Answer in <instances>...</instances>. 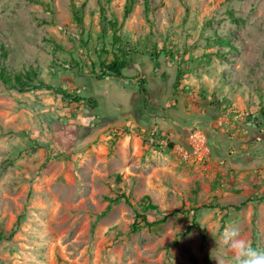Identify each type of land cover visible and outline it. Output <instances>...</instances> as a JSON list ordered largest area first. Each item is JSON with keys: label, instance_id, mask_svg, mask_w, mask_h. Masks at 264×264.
I'll use <instances>...</instances> for the list:
<instances>
[{"label": "rangeland", "instance_id": "374dc122", "mask_svg": "<svg viewBox=\"0 0 264 264\" xmlns=\"http://www.w3.org/2000/svg\"><path fill=\"white\" fill-rule=\"evenodd\" d=\"M3 50L85 100L0 80V264H228L226 228L264 250V0H0Z\"/></svg>", "mask_w": 264, "mask_h": 264}, {"label": "trees", "instance_id": "16d2710c", "mask_svg": "<svg viewBox=\"0 0 264 264\" xmlns=\"http://www.w3.org/2000/svg\"><path fill=\"white\" fill-rule=\"evenodd\" d=\"M130 9H131V1L129 2L128 5L125 6V12L128 13L130 11ZM73 11L75 12V15L78 18V20H81L79 18L78 13L75 11L74 5H73ZM108 25L110 26V29L112 31L113 40L117 41L118 40V37L116 35L117 29H118L117 20L116 19L109 20ZM217 43L223 44L226 42L222 41L221 39H218ZM1 54H2V63L0 65V80H1L2 84L5 85L7 88L16 89L19 92H27L30 90L46 89V90L52 91L55 94L60 95L61 98L65 99L67 101H70V102H79V101L85 100L84 97H80L79 95L68 93L61 88L53 87L52 85H49V84H47L41 80H38L37 72L34 69H30V70H27L25 72H18V73H12L10 71H7V68L4 64V60L6 58L7 53H6V51L3 50ZM126 66H127V59L125 58V56H123V55L119 56L118 54H114L113 58L111 60H109L108 62H101L100 63V65H99L100 74L103 76H110V77H114V78L120 77L121 78V77H123L122 70ZM179 75H180V71L177 72V75H176L177 79L176 80H178ZM260 114L264 117V107H262L260 109ZM257 199L258 200L264 199V194L260 197H257ZM121 201H124V202L130 204L129 197L125 194L117 195L116 197H114L113 199L110 200L111 203H118ZM242 204H244V203H242ZM150 206L154 207L153 205H150ZM236 208L238 209L239 207H236ZM171 215H172V213H168V214L161 216V218L156 220V221L149 222V221H147V218L144 214L137 213V212L135 213V217L139 218L140 219L139 221L144 222L147 226L164 223L167 220V218ZM138 224L139 223H137V221H136L135 228L139 227ZM192 224L194 226H198V224L195 221V215H193ZM0 238H1V236H0Z\"/></svg>", "mask_w": 264, "mask_h": 264}, {"label": "clouds", "instance_id": "9594fccd", "mask_svg": "<svg viewBox=\"0 0 264 264\" xmlns=\"http://www.w3.org/2000/svg\"><path fill=\"white\" fill-rule=\"evenodd\" d=\"M223 243L231 252V260L228 264H264V250H258L252 244L241 237L234 228H226L222 233ZM217 264H224L217 261Z\"/></svg>", "mask_w": 264, "mask_h": 264}]
</instances>
